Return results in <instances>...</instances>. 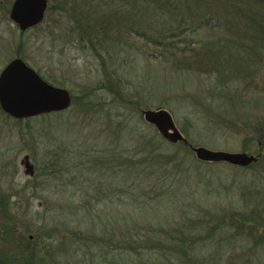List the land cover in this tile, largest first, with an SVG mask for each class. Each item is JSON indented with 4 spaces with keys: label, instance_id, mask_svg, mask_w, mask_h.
<instances>
[{
    "label": "rangeland",
    "instance_id": "rangeland-1",
    "mask_svg": "<svg viewBox=\"0 0 264 264\" xmlns=\"http://www.w3.org/2000/svg\"><path fill=\"white\" fill-rule=\"evenodd\" d=\"M6 1L10 0H0V4ZM47 1L48 7L57 9L55 3ZM54 9L41 24L26 31L22 37L12 22L2 20L0 11V71L19 53L25 56L34 71H39L57 87L66 89L70 96H80V102L86 97L84 93L94 91L92 96L83 99L82 104L73 105L71 101L69 108L62 112L33 118L29 122V131L22 133V137L19 130L25 129V122L15 126L0 115V164L12 162L11 168L3 171L7 176L4 188L15 195L12 200L16 203L14 212L22 215V222L31 227L29 240L32 233L43 226L51 227L56 221L74 228L81 225L83 230L89 223L96 224L100 231L109 232L116 231L120 224L180 221L197 216L201 210L208 211L214 219L224 218L223 230L214 235L215 239L225 237L226 240L212 243L213 264H264V238L249 239L246 231L238 233L228 226L231 219H240L242 212L249 215L256 210L254 214L264 218V147L260 162L251 168L220 163L212 167L213 172L207 170V174L199 177L193 165L184 162L187 166L180 169L168 167L172 176L163 185L156 184L155 178L144 184L140 182L141 189H137L136 194L143 195L140 192L144 191L145 196L135 201L127 195L120 199L115 191L110 200L95 203L92 184L96 180L102 181L103 185L114 182L109 168L96 170L93 163L97 158L117 155L120 121L117 115L123 110L112 105L111 94L98 89L102 79L99 61L77 40L70 38L73 22ZM202 34L203 40L207 36L212 38L210 33ZM225 36L231 37L227 33ZM237 42L242 45L236 47L235 52L240 61L244 49L251 43L248 39ZM107 66L113 71L117 65L109 63ZM130 66L117 72L124 78L127 89L139 97L135 98L146 100L144 105L150 107L143 110H156L153 106L166 104L168 107L161 109L169 113L189 145L248 154L246 150L252 148L255 156L257 128L264 123V61L256 67L251 66L254 75L246 80L235 76L233 82L228 79L222 83L216 82L214 77L210 80L197 76L183 79L162 71L158 63L142 55L136 65L131 62ZM166 82L173 83L172 91L158 87L155 92V84L167 85ZM222 88L225 89L223 93ZM152 94L155 99L147 100ZM209 94L213 96V103L208 102ZM140 115L134 113L129 126L142 124L145 130L156 132ZM182 129L188 133L187 137ZM128 135L127 130L120 135L123 143H129ZM182 144H171V147L188 153L194 161L191 148L188 147V151ZM25 155L34 167L33 177L25 175L20 164ZM206 169L203 167L202 172ZM116 181L114 185L118 186ZM153 183L156 187L151 190ZM24 186H28L25 191L22 190ZM258 189L261 195L255 191ZM151 193L161 195L151 201L148 200ZM87 205L89 218L84 212ZM104 224L108 230H104ZM263 231L261 228L259 233Z\"/></svg>",
    "mask_w": 264,
    "mask_h": 264
},
{
    "label": "trees",
    "instance_id": "trees-1",
    "mask_svg": "<svg viewBox=\"0 0 264 264\" xmlns=\"http://www.w3.org/2000/svg\"><path fill=\"white\" fill-rule=\"evenodd\" d=\"M49 2L55 3L56 10L73 22L75 27L71 26L70 38L77 40L81 47L84 46L99 61L102 79L98 89L111 94L112 105L123 110L117 115L120 118L117 127L119 138H116L119 144L116 147L117 155L97 158L93 163L96 170L109 168L113 174V182L115 184L116 179L118 186L103 185L102 181L96 180L92 184L95 203L110 200L115 191L118 192L120 199L127 195L135 201L144 195V191L140 192L143 195L136 194L137 189H141V184L155 178L156 184L163 185L172 176L168 167L180 169L187 166L184 162L191 163L199 177L208 171L213 172L212 167L220 163L200 162L196 159L193 161L188 153L171 147V143L159 137L155 131L145 130L142 124L129 126L134 113L140 115L141 110L150 106L144 105L146 100L135 98L138 96L127 89L124 78L117 72L127 66L131 67V62L132 65H136L139 56L142 55L158 63L162 71L179 75L183 79L189 80L197 76L210 80L214 77L216 82L222 83L228 79V82H233L235 76H240L246 80L254 75L251 66L256 67V64H262L264 61V0H49ZM11 4V0L0 4L2 20L6 22H11L9 19ZM53 9L50 5L45 17L49 16ZM25 33L20 32V36ZM202 33H210L212 38L205 35L207 37L203 40ZM226 33L231 37L227 39ZM0 38L2 39L1 36ZM239 39H248L251 43L244 49L245 54L240 61V57L235 55L236 47L242 46L237 42ZM15 58L22 59L29 66L23 54L18 53ZM109 63L117 65L115 70L109 71L107 66ZM228 68L234 71H229ZM36 72L49 84L56 85L39 71ZM162 84L154 85L157 87L155 92L158 87L173 90V83ZM177 88L179 90L178 86ZM225 89L222 88L221 93ZM92 94L94 91L83 95L86 99ZM154 94L147 100L155 99ZM208 96V102L213 103V96L211 94ZM83 99L80 102V96H71L73 105L84 103ZM166 106L159 103L153 108L159 110ZM50 114H43L40 117H48ZM0 115L15 126L22 121L25 122V129L19 130L21 137L22 133L29 131V122L33 119L14 120L1 109ZM257 129L259 131L256 136L255 156L258 159L245 168H251L261 160L264 123ZM126 130L129 133L127 137L129 143H123L124 139L120 137ZM181 131L187 137L186 130ZM182 145L189 151L188 145ZM246 151L254 155L252 148ZM11 166V161H2L0 164V264H213L210 252L212 243L214 240H226L225 237L215 239L214 235L223 230L224 218L214 219L208 211L201 210H198L197 216L190 217L185 214V217L190 218L180 221L144 225L120 224L116 231L113 229L109 232L100 231L96 224L89 223L83 230L80 228L81 225L74 228L56 221L51 227L43 226L38 232L32 233V239L29 240L31 227L22 222L24 219L22 215L14 212L16 203L12 200L15 195L4 188L7 176L3 171ZM203 167L207 168L204 173ZM156 184L153 183L150 189L153 190ZM27 187H22V190L25 191ZM255 191L261 195L259 189ZM159 195L151 193L148 200L152 201ZM84 209L89 218L87 214H90L89 205ZM255 211L249 215L242 212L240 219H231V225L228 226L233 227L238 233L246 231L249 239L264 238V218H261V214H254ZM104 227V230H108L106 224ZM261 228L263 233H259Z\"/></svg>",
    "mask_w": 264,
    "mask_h": 264
},
{
    "label": "water",
    "instance_id": "water-1",
    "mask_svg": "<svg viewBox=\"0 0 264 264\" xmlns=\"http://www.w3.org/2000/svg\"><path fill=\"white\" fill-rule=\"evenodd\" d=\"M48 9L47 0H13L9 19L19 32H26L41 24ZM70 93L43 80L22 59L10 60L0 71V109L14 120L34 118L43 114L62 112L69 108ZM143 120L151 125L157 134L171 144L188 145L200 162L226 163L245 168L257 161L247 153L213 151L204 147H192L176 128L169 113L163 109L141 110ZM20 164L24 174L33 177L34 167L25 155Z\"/></svg>",
    "mask_w": 264,
    "mask_h": 264
}]
</instances>
